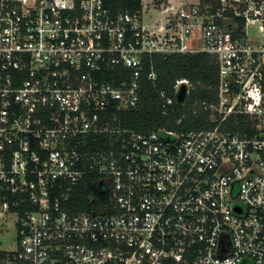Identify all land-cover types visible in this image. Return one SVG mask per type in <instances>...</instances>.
Returning a JSON list of instances; mask_svg holds the SVG:
<instances>
[{"label": "built area", "instance_id": "obj_1", "mask_svg": "<svg viewBox=\"0 0 264 264\" xmlns=\"http://www.w3.org/2000/svg\"><path fill=\"white\" fill-rule=\"evenodd\" d=\"M143 10L0 0V215L18 237L0 264H264V0L184 4L156 29ZM198 53L218 67L212 126L125 127L157 80L145 58ZM183 85L186 102V79L160 93L166 116Z\"/></svg>", "mask_w": 264, "mask_h": 264}, {"label": "trees", "instance_id": "obj_2", "mask_svg": "<svg viewBox=\"0 0 264 264\" xmlns=\"http://www.w3.org/2000/svg\"><path fill=\"white\" fill-rule=\"evenodd\" d=\"M105 2L114 13H139L143 10L142 0H105ZM145 63L147 71L150 67L154 68L157 80L155 82L144 80L140 107L121 115L125 127L137 132H150L162 127L190 130L212 126L205 122L207 114L203 112L199 102L214 100L218 85V67L215 58L205 53L154 55L146 57ZM183 79L188 80L192 85L190 95L184 105L178 104L175 112L166 116L160 93L166 92L167 95L174 96L177 81ZM194 111H197V116H194ZM183 114L187 115V119L183 121L181 127H178L177 121ZM92 181V179L86 180L77 189L74 199L77 198L78 201L72 204L74 211L90 209V196L98 194V186Z\"/></svg>", "mask_w": 264, "mask_h": 264}, {"label": "rangeland", "instance_id": "obj_3", "mask_svg": "<svg viewBox=\"0 0 264 264\" xmlns=\"http://www.w3.org/2000/svg\"><path fill=\"white\" fill-rule=\"evenodd\" d=\"M193 1L197 3L202 0H145L143 3V19L148 26L156 25L164 21L165 15L162 9H166L172 5L176 9L182 7L184 3ZM173 11H169L171 14ZM18 244L17 229L15 227V217L8 215H0V251H14Z\"/></svg>", "mask_w": 264, "mask_h": 264}, {"label": "water", "instance_id": "obj_4", "mask_svg": "<svg viewBox=\"0 0 264 264\" xmlns=\"http://www.w3.org/2000/svg\"><path fill=\"white\" fill-rule=\"evenodd\" d=\"M187 96V87L183 85L177 94L176 98L179 103H184Z\"/></svg>", "mask_w": 264, "mask_h": 264}, {"label": "crops", "instance_id": "obj_5", "mask_svg": "<svg viewBox=\"0 0 264 264\" xmlns=\"http://www.w3.org/2000/svg\"><path fill=\"white\" fill-rule=\"evenodd\" d=\"M199 2V1H198ZM190 3H193V1H188V3H184V4H190ZM183 4V5H184ZM166 9H169L168 10V12H164V10L165 9H162V14L163 15H165V17L167 16V14H169V11L171 10V11H175V10H177L175 7H174V5H172V6H170V7H168V8H166ZM164 20H165V18H164ZM164 23V21L163 22H161V23H156V25H152V26H148V27H150V28H154V29H156V28H158V26H160V25H162Z\"/></svg>", "mask_w": 264, "mask_h": 264}]
</instances>
